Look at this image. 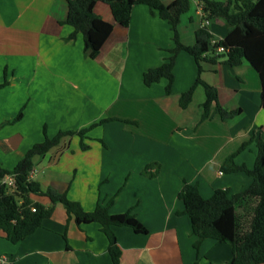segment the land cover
I'll return each instance as SVG.
<instances>
[{"label":"crops","instance_id":"1","mask_svg":"<svg viewBox=\"0 0 264 264\" xmlns=\"http://www.w3.org/2000/svg\"><path fill=\"white\" fill-rule=\"evenodd\" d=\"M162 1L169 5L173 0ZM68 9V0H0V85L6 82L0 87V164L13 169L45 139V130L54 137L61 130H81L114 118L88 132L89 149L81 148L76 134L36 157L32 178L43 187L66 190L87 211L112 198L111 213L131 210L148 232L114 226L121 264H193L197 259L201 264H229L232 248L227 242L206 238L197 250L198 236L179 192L185 180L197 183L204 197L218 188L234 193L252 183L247 173L227 174L220 167L249 140L235 159L255 164L257 143L264 138L259 73L246 59L236 66L225 56L216 63L203 62L202 77L217 87L221 105L242 111L223 120L213 105L212 117L201 120L203 86L196 88L187 108L179 103L198 75L187 51L176 57L170 94L166 78L144 82V72L165 62L168 49L175 46L167 20L141 3L133 6L129 26H123L109 4L98 1L95 12L114 28L99 55L91 58L81 32L66 39L74 30L62 23ZM203 25L213 35L212 56V45L225 38L230 25L221 17L205 18L202 4L192 0L181 16V41L195 44ZM20 112L22 117L15 120ZM152 162L160 165L153 177L143 173ZM31 197L54 205V211L17 243L0 229V255L9 256L10 264H114L100 223L79 224L62 203L35 193Z\"/></svg>","mask_w":264,"mask_h":264},{"label":"trees","instance_id":"2","mask_svg":"<svg viewBox=\"0 0 264 264\" xmlns=\"http://www.w3.org/2000/svg\"><path fill=\"white\" fill-rule=\"evenodd\" d=\"M98 1L109 4L115 21L123 26H129L133 6L141 3L148 5L152 14L169 22L175 46L168 49L170 54L165 62L144 72L143 79L145 84L151 85L166 78V92L170 94L175 81L176 57L180 51H187L197 63L198 75L192 86L180 95L179 103L182 108L189 106L196 88L201 85L206 93L201 120L212 117L213 105L214 113L219 114L223 120L241 113V108L228 110L223 107L219 102L217 87L202 77L203 62L216 63L222 56L232 66L239 65L246 59L257 70L262 81L261 98L264 107V0H198L202 4L205 18L221 17L230 25L225 38L212 45V56H208V53L213 35L206 25L196 31L195 44L186 45L180 39L181 16L190 9L192 0H173L169 5L162 0H68V16L62 23L73 26L74 30L66 39H74L81 32L84 37V51L91 58L99 55L114 28L112 22L95 12ZM219 46H223L225 51L218 53ZM22 115L20 112L15 120ZM112 119L114 118L101 119L81 130H61L54 137H49L45 130V139L35 143L13 169H7L0 164V229L6 233L8 240L17 243L33 233L45 218L52 215L54 205L46 206L32 199L31 193H35L49 197L53 204L62 203L68 214L74 216L79 224L100 223L101 230L109 241L108 249L113 263L121 264L122 250L114 226H130L138 233L148 232L147 227L131 210L111 213L110 206L114 201L112 198L108 203H98L93 210L87 211L79 201L71 199L66 190L43 187L38 180L30 177L36 157L60 148L65 137L76 134L81 138V148L87 150L90 148L85 141L88 132ZM249 143L250 140L246 141L226 157L220 167L223 173L245 172L252 176L253 181L247 188L234 193L229 188H218L210 197H204L197 183L185 180L179 192V198L185 204L184 213L189 215L193 232L198 236L194 244L197 250L206 238L227 242L232 248L229 264H264V138H260L257 143L258 154L252 167L238 163L235 159ZM159 167L158 162L149 163L143 173L153 177L157 175ZM7 174H14L16 177L17 190L14 193L8 192L2 183ZM193 264L201 263L197 259Z\"/></svg>","mask_w":264,"mask_h":264},{"label":"built area","instance_id":"3","mask_svg":"<svg viewBox=\"0 0 264 264\" xmlns=\"http://www.w3.org/2000/svg\"><path fill=\"white\" fill-rule=\"evenodd\" d=\"M224 51H225V48L223 46H219L217 48L218 53H222ZM32 175H33V170L30 174L31 178L33 177ZM2 183L6 186L8 192L14 193L17 190V181H16V177L14 174H7L2 179ZM10 263H11V259L9 258V256L5 254L0 255V264H10Z\"/></svg>","mask_w":264,"mask_h":264}]
</instances>
